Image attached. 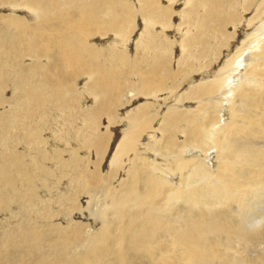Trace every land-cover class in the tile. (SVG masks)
Returning a JSON list of instances; mask_svg holds the SVG:
<instances>
[{
    "label": "bare ground",
    "instance_id": "6f19581e",
    "mask_svg": "<svg viewBox=\"0 0 264 264\" xmlns=\"http://www.w3.org/2000/svg\"><path fill=\"white\" fill-rule=\"evenodd\" d=\"M6 1L14 9L0 16V210L43 206L23 212L28 224L4 213L1 248L17 244L14 234L21 253L39 250L57 232L35 264H111V255L112 264H264V248L253 258L243 251L264 246V213H220L247 201L246 190L264 198V0H186L179 38L163 34L181 0ZM136 17L144 34L133 42ZM48 111L80 123L70 138L55 130L46 148ZM68 172L71 220L61 224L37 190ZM73 244L80 250L70 255ZM3 253L1 264H29Z\"/></svg>",
    "mask_w": 264,
    "mask_h": 264
},
{
    "label": "rangeland",
    "instance_id": "374dc122",
    "mask_svg": "<svg viewBox=\"0 0 264 264\" xmlns=\"http://www.w3.org/2000/svg\"><path fill=\"white\" fill-rule=\"evenodd\" d=\"M184 1V2H183ZM3 2V3H2ZM6 0H0V13H1V15L0 16H3V15H5V16H8V15H10L11 13H13L12 11H13V9L14 8H11V7H9L8 5H6ZM185 3H186V0H181V1H179L176 5H174V6H172V9H171V12H172V14H171V19H170V28H168L166 31L164 30V34H163V37L164 38H179V36H180V34H181V32L183 33V29H184V26H182V22H181V20H180V12L183 10V8H184V6H185ZM3 7V8H2ZM8 7V8H7ZM4 9V10H3ZM11 12H10V11ZM3 14V15H2ZM254 13H253V10L252 11H250L249 13H248V15H246V17H251L252 15H253ZM136 20H135V27H134V29H133V32H132V34L130 35V38L131 39H133V42L136 40V41H138V40H141L142 39V37H143V34H144V28L142 27V20L139 18V17H136L135 18ZM178 25V26H177ZM259 25V24H258ZM257 24H256V26L255 27H257L258 26ZM155 28H157L156 30H155ZM154 28V32L155 33H159L160 32V29H158V26L157 27H155ZM176 29H177V31H180V32H177L176 31ZM245 29V28H244ZM248 29L249 28H247V30L246 31H248ZM143 30V31H142ZM229 30H230V32H231V30H232V28L231 27H228V28H226V31L227 32H229ZM143 33H142V32ZM173 31H174V33H176L177 32V34H174L173 33ZM134 34V35H133ZM139 34H140V36H139ZM142 34V35H141ZM248 35H251L250 34V32L249 33H247ZM110 36V38H111V35H109ZM176 36V37H175ZM140 37V38H139ZM234 38H237L236 37V35L234 36ZM242 38H247V36L246 35H244ZM244 39V41H242L243 39H241L239 42L241 43V42H245L246 40ZM132 42V43H133ZM239 43V44H240ZM175 48H176V45H175ZM130 50V49H129ZM234 52H236V49L233 51V53ZM232 53V54H233ZM174 57V58H173ZM172 58L173 59H175V58H179V55H178V53H176L175 52V49L173 48V51H172ZM24 60V62H25V64H27V65H29V64H31V59L30 58H28V57H26L25 59H23ZM176 60V59H175ZM80 78H82V77H76L75 78V80H76V82L77 83H79V81L81 82V79ZM78 79H80V80H78ZM78 80V81H77ZM80 86L78 85V88H79ZM129 89H126V91H128ZM10 91L8 90V91H6L5 93H4V95L6 96V98H10L11 96H10ZM12 95V94H11ZM5 110H7V108H5ZM48 114H50V115H48ZM47 118H46V120L44 121V123L42 124V130H41V132H42V135L44 136V137H46V139H49L48 141H50L49 143H46V148L47 147H49V145L51 144V142H53L54 140V137H56V135H54L53 136V134H51V133H54V131L56 130V132H57V135L58 134H65V132L67 133L66 135H68L69 134V138H70V135H72V133L74 132V127L76 128L77 126L79 127V125H77V124H79L80 123V121H79V119H75V118H68V117H66L65 116V119H64V121L62 120L63 118L62 117H60V119H61V122H59L60 121V119H59V117L57 118L56 116V112H53V111H48L47 112ZM55 115V117L58 119V121H57V119L55 120V119H53V118H55V117H52L51 118V116H54ZM68 118V119H67ZM50 119L52 120V121H50ZM71 119V120H70ZM55 120V121H54ZM67 122V124H68V126H67V124H66V122ZM71 121H73V122H71ZM45 122H46V125H45ZM54 122H55V124H54ZM64 122V123H63ZM54 124V125H53ZM65 124V125H64ZM70 124H72L71 126H70ZM53 125V126H52ZM122 123H119V124H117V126H120V127H122ZM51 126V127H50ZM67 128H66V127ZM55 127V128H54ZM62 127V128H61ZM69 127H71V128H69ZM60 128H61V133L59 132V130H60ZM64 128H65V131L63 132V130H64ZM44 129H46V131L44 130ZM49 130V132H50V130H51V132L48 134L47 132H48V130ZM59 129V130H58ZM73 129V130H72ZM71 131V132H70ZM59 132V133H58ZM46 133V134H45ZM51 136V137H50ZM49 137V138H48ZM53 137V138H52ZM55 140H56V138H55ZM75 143V141H73L72 142V144H74ZM26 146V145H25ZM109 152H110V150H109ZM107 158H106V156L104 157V161H103V163H102V166H103V164L105 165V160H106ZM91 160H92V157H91ZM48 162H51L50 160H48ZM53 162V161H52ZM51 162V163H52ZM74 167V165H71V166H69V169H72ZM104 169V168H103ZM56 170L57 169H55V172H56ZM56 176L53 178L54 180H55V178L58 176V173L56 172ZM70 174V175H69ZM61 177H62V180H60L61 179ZM60 177V179H58V183L60 182L61 184H60V186L58 185V183L56 182L55 184H53V183H51V182H54V180L52 179L49 183H48V185H47V187L49 188H41V189H38L37 191H38V194H39V196H41V197H43V199L44 198H48L47 200H49V201H47L46 199L44 200V203L46 202H48V204H46V205H48L49 206V208H47L46 207V205L44 206V209H48V211H50V212H52L53 210V212L52 213H56L57 214V211H58V216H59V218L60 219H62V221H60L61 222V224H64V222H66L69 218H70V214H68V211H66V200H68V198H65V197H70V195H72L73 194V192H74V190H75V186L70 182V180L69 179H71V173H69L68 172V174L66 175V177H64V176H61ZM64 179V180H63ZM248 179V178H247ZM247 179H244L243 180V183H246L247 182ZM60 180V181H59ZM68 180V181H67ZM67 181V182H66ZM64 182H66L65 184H64ZM51 184V185H50ZM52 185H54L53 187H50V186H52ZM61 185H66L65 187L67 188H65L64 186L62 187ZM113 185H115V182H114V184ZM112 185V186H113ZM55 186H57L56 188H55ZM69 187V188H68ZM102 187V186H101ZM23 188V187H22ZM50 188H51V190H50ZM53 188V189H52ZM58 188V189H57ZM65 189V191H64V189ZM72 188H74V189H72ZM103 188V187H102ZM44 189H46V192H45V190ZM57 189V190H56ZM60 189H63V190H60ZM69 189V190H68ZM54 190V191H53ZM68 190V191H67ZM260 190H263L262 189V186L260 187ZM43 191L45 192V193H43ZM57 191V192H56ZM59 191H61V193L60 194H62L63 193V191L65 192V193H63V196H61L60 194H58L59 193ZM47 192H48V194H47ZM50 192V193H49ZM52 192V193H51ZM67 193V194H66ZM101 193L102 192H100L98 195H97V199H99L100 200V198L102 197V195H101ZM52 196H51V195ZM58 194V195H57ZM48 195H50V196H48ZM244 195L246 196V198H247V201H245V202H242V204H234V203H232V207L231 208H226L225 210H229V212H220L222 215H224V216H226L228 219H231V220H235V221H238L239 219V216L237 215V212H236V209L239 207L240 209H242V210H244V211H246L247 212V218H252L251 220H255V219H253V218H255V217H257V216H261L263 213H264V202H263V200H264V198H259V197H255L254 195H251V193L249 192V191H244ZM53 196H54V198H53ZM57 196V197H56ZM65 196V197H64ZM60 197V198H59ZM50 198V199H49ZM56 198V199H55ZM253 198H256L257 200H259V201H257V200H254ZM261 199V200H260ZM65 201V202H64ZM19 203H22V202H18V203H13L14 205H15V207H16V211H18V212H16L15 214L14 213H12V210H13V212H15V210H14V205H13V209L12 208H7V210H8V214L6 213V212H3V211H5V210H0V222L1 221H3V223H4V219H5V216L6 215H8V217H7V221L8 220H10L11 221V219H12V222L11 223H15V222H17V221H19L20 222V220H21V218H22V214H23V212H25L26 214H30V212H32L30 215H34V213H33V210H34V207L36 208V209H38V207H39V209H40V207H42L41 205L40 206H38V204H41L40 202H38L37 203V201L35 202V204L32 206V207H23V206H28V205H25L26 203L24 202V203H22V204H20V206H19ZM249 204L252 206V208L249 206ZM32 205V204H31ZM51 205V206H50ZM63 205V206H62ZM19 207H20V210H19ZM46 207V208H45ZM63 209H62V208ZM22 208L23 209H25V210H22ZM32 208V209H31ZM53 208V209H52ZM61 208V209H60ZM26 209H28V212H26ZM29 209H31V210H29ZM38 209V210H39ZM37 210V211H38ZM11 211V213H9ZM36 210H34V212H35ZM36 211V212H37ZM64 212V214H63V212ZM3 212V213H2ZM22 212V213H21ZM86 212V213H85ZM4 213H6V215L4 214ZM20 213V214H19ZM23 214V218H22V222L23 223H25L26 222V220H27V224L28 223H30V222H28V218H26L25 217V215L26 214ZM68 214V216L66 215V214ZM84 213L85 214H83V217L85 218V217H87L88 218V213H90L89 211H84ZM2 214H4V215H2ZM10 214V215H9ZM18 214V215H17ZM3 218H2V217ZM19 216V217H18ZM32 218L34 217V216H31ZM63 217L65 218V220H63ZM69 217V218H68ZM24 219H25V221H24ZM54 218H52V219H50V220H48L47 218L44 220V222H55L56 220L54 219ZM67 219V220H66ZM90 219H92V221H94V218H93V216H89V218H88V220L89 221H85L86 223H88V224H90L91 223V220ZM33 220V219H32ZM47 220V221H46ZM69 220H71V219H69ZM68 220V221H69ZM74 220V219H73ZM72 220V221H73ZM258 220H260V219H258ZM75 221V220H74ZM11 223H8L9 224V226H11V228H12V224ZM25 223V224H26ZM1 225V224H0ZM13 228H12V230H13V233L14 232H16L15 233V235H17L18 236V229H17V227H16V229H15V224H13ZM91 227V226H90ZM2 229V228H1ZM0 229V232L2 231ZM17 230V231H16ZM53 234V235H52ZM51 235L53 236L51 239L49 238L48 240L49 241H51V240H53V241H56L57 242V240H56V238H57V236H55V235H57V232H51ZM51 235H49V236H51ZM22 236V235H21ZM48 236V237H49ZM55 236V237H54ZM15 237V238H14ZM17 238V239H16ZM19 239V240H18ZM13 243L12 244H15V243H17L16 245H11L10 244V248H7V249H3V248H1V246H0V260L1 259H3L4 258V256L6 255V254H8L7 252H6V254L5 253H3V251L4 250H7L8 252H10L9 253V259H11L12 261H14V260H16L17 261V259H18V257L19 258H21V257H24V259H27L26 261H28L29 262V264H31L32 262L31 261H33V263L34 262H36V260L35 259H37L39 256H41V255H45V254H47V253H49L48 251H50V250H48V248H50V247H48L49 245H47V244H49L48 242V240L45 242V243H43V245L45 244V246L43 247V245L41 246V248L39 249V250H34V248H31L30 246H28L29 244H27V250L28 251H30L31 249L33 250V251H30V253L28 252V251H24V252H20V250L22 251V250H26V246L23 244V245H21L20 246V244L22 243H18V241H20V237H16V236H14V234H13ZM18 240V241H17ZM16 241V242H15ZM76 245V246H75ZM25 248H24V247ZM20 247H23V248H21V249H19L18 251H17V248H20ZM28 247H30V249L28 248ZM72 247H74V248H72ZM76 247H77V244H73V245H71L69 248H68V251H69V254L70 255H72L74 252L76 253V251H79L80 250V248H78L77 247V249H76ZM15 248H16V250H15ZM44 248V249H43ZM47 250H46V249ZM245 247H243V246H241V248H238L237 250H241L242 251V249H244ZM264 248V246H260L259 247V249H257V247H251V248H249V249H245V250H243V251H245L246 253H244V255L246 256H250V258H253V257H255L256 256V252H257V250H259V251H261L262 249ZM43 249V250H42ZM252 251H251V250ZM254 249V250H253ZM12 251H14V252H12ZM37 251V252H36ZM38 251H39V253H38ZM41 251H44V252H41ZM51 251H55V248L53 247V249H51ZM29 253V254H26V253ZM46 252V253H45ZM53 252H50L51 254H50V256L51 257H54V256H56V252H57V249H56V251L53 253ZM250 252H252V253H250ZM254 252V253H253ZM1 253H3V255L1 254ZM18 253V254H17ZM24 253H25V255H24ZM42 253V254H41ZM52 253H53V255H52ZM19 254H20V256H19ZM15 255V256H14ZM16 255H17V257H16ZM29 256V258H28V256ZM11 256V257H10ZM13 256V257H12ZM31 256L34 258H31ZM252 256V257H251ZM15 257V258H14ZM27 257V258H26ZM110 257H112V258H110ZM14 259V260H13ZM28 259H30V260H28ZM113 259H114V257L111 255V256H109L108 258H107V262H111V261H109V260H112V262H111V264L112 263H115V262H113ZM106 262V263H107ZM32 263V264H33ZM0 264H1V262H0ZM35 264V263H34Z\"/></svg>",
    "mask_w": 264,
    "mask_h": 264
}]
</instances>
